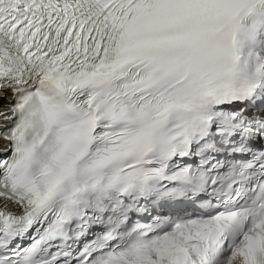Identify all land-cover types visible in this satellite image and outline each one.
Masks as SVG:
<instances>
[{
  "label": "snow or ice",
  "instance_id": "1",
  "mask_svg": "<svg viewBox=\"0 0 264 264\" xmlns=\"http://www.w3.org/2000/svg\"><path fill=\"white\" fill-rule=\"evenodd\" d=\"M0 264H264V0H0Z\"/></svg>",
  "mask_w": 264,
  "mask_h": 264
},
{
  "label": "bare ground",
  "instance_id": "2",
  "mask_svg": "<svg viewBox=\"0 0 264 264\" xmlns=\"http://www.w3.org/2000/svg\"><path fill=\"white\" fill-rule=\"evenodd\" d=\"M6 103V102H5Z\"/></svg>",
  "mask_w": 264,
  "mask_h": 264
}]
</instances>
